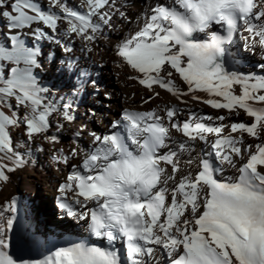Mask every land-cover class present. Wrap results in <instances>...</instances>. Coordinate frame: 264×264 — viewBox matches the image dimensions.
I'll return each mask as SVG.
<instances>
[{
	"label": "snow or ice",
	"instance_id": "snow-or-ice-1",
	"mask_svg": "<svg viewBox=\"0 0 264 264\" xmlns=\"http://www.w3.org/2000/svg\"><path fill=\"white\" fill-rule=\"evenodd\" d=\"M248 3L250 10L239 18L250 34L247 39L253 41L248 46H254L258 37L259 45L264 47V26L250 20L253 10L257 8L256 0H248ZM80 8L86 11L77 10ZM119 15L123 17L124 14L120 12ZM168 15V7L155 8L149 22L118 45V56L140 74L130 78L138 79L139 84L148 90L158 85L179 96V89L172 80L173 73L166 69V65H170L188 85V92L199 90L209 97H220L223 101L208 98L203 101L205 104L236 115L243 110L251 120L230 125L184 122L182 127L172 122L171 128L182 132L191 141L198 139L208 143L209 135H214L215 139L210 144L211 151L202 158L197 174L184 176L170 189L169 181H175V173L179 171L178 152L170 150L167 154L157 155L159 149L166 147L165 140L170 136L169 126L156 109L125 111L127 139L118 132L102 137L93 133L94 140L100 146L83 161L82 169L88 174L73 169L67 182L59 186L57 204L68 217L87 221L91 235L106 238L110 244L123 237L126 241V258H122V254L114 249L80 242L59 247L41 261L14 259L8 251L7 236V232L13 228L14 218L4 216L5 211H16V201L13 200L0 209V264H147L145 258L155 254L153 246L164 250L169 264H264V106H255L264 105V75L225 73L220 59L213 61L201 45L185 44L174 36L166 24ZM0 17L6 19L10 32L31 29V37L37 42L28 46L21 34L17 33L7 37L10 47L0 43V61L14 65L6 78L5 65L0 64V182H6L10 178L8 173L28 162L26 155L18 151L22 146L20 142L14 148L10 128L23 125L26 139L31 143L35 134L48 131L50 117L54 113H62L65 121L74 119L70 105L57 106L48 96L49 89L38 84L33 73L34 68L42 67L38 62L41 54L38 42L48 40L59 44L56 35L61 21L67 24L64 35L71 38L74 34L92 42L102 27L111 26L114 13L110 10L109 0H80L76 8L71 7L68 0H45L43 6L41 0H11L10 4L8 0H0ZM261 17H264V10H260L255 19L258 21ZM235 28L229 30L228 39ZM64 51L71 49L65 45ZM222 56L223 53L220 58ZM183 58H187L186 63ZM233 85L240 86L239 94H235ZM192 99L199 97L193 95ZM13 100L15 109L12 108ZM4 108L12 109L11 114H6L2 110ZM21 109L24 110L22 114ZM178 111L175 107H168V121L171 122ZM205 119L222 122L226 117L221 115L214 118L209 115ZM138 121L156 127L165 134L163 138H158L153 159L159 166L161 162L171 165L172 174H166L165 168L160 166L150 190L143 193L137 191L135 202L121 206L118 199L110 198L112 194L106 191V184L113 170L122 162L121 158L130 157L134 147H145L133 135ZM62 126L58 125V128ZM226 129H230L227 134ZM233 133L240 135L233 136ZM244 134L261 142L248 153L246 162L238 169V177L225 181L217 179L216 173L224 171L223 165L235 168L234 157L243 159L241 145L244 144ZM51 140L55 142L56 138L51 137ZM178 148L181 152L189 150L185 142H179ZM71 155L75 156L77 152L73 150ZM53 159L68 162L62 150ZM69 192L73 193L71 203L66 199ZM169 194L170 203L166 204ZM91 201L96 202L95 210H75V206L84 209ZM181 248L182 253L179 252Z\"/></svg>",
	"mask_w": 264,
	"mask_h": 264
},
{
	"label": "bare ground",
	"instance_id": "bare-ground-1",
	"mask_svg": "<svg viewBox=\"0 0 264 264\" xmlns=\"http://www.w3.org/2000/svg\"><path fill=\"white\" fill-rule=\"evenodd\" d=\"M8 3L10 4L11 0H8ZM41 3L43 6L45 0H41ZM68 3L71 7L76 8L80 0H68ZM109 3L110 10L114 13L111 26L102 27L96 34L94 41L87 42L74 34L71 38L64 35L67 24L65 21H61L56 35V38L60 41L59 44L48 40L38 42L41 50L38 62L42 67L33 69L38 84L49 89L48 96L56 102L57 106L70 105V113L74 116V119L65 121L62 113H54L50 117L48 131L35 134L31 143L26 139L23 125L10 128L14 148L16 143L20 142L22 146L18 148V151L26 155L28 162L25 166L8 173L10 177L8 181L0 182V209L15 200L16 211H5V218L15 219L19 214L21 216L23 212L25 227L29 235L33 236V233H35L39 244L42 246V251H39L37 244H31V241L26 239L25 233L14 225L9 236L7 232L9 239L8 251L18 261L20 259L32 262L44 260L54 253L57 248L70 246L68 242L54 243L52 239L60 238L65 234H70V232H77V230H79L80 234L77 233L76 242H72V244L84 242L92 246L93 239L87 229V221L68 217L65 210L58 207L56 197L60 196L59 186L67 182V177L72 173L73 169L81 170L82 174H88L83 172L82 168L78 169V167L83 165L87 155L100 146L94 140L93 133L102 137L103 135L118 132L127 138L125 127L127 121L124 120L125 111L143 112L156 109L165 124L169 126L170 136L165 140L166 147L159 149L157 155L167 154L170 150L178 152L176 159L179 171L175 173V181H169L168 186L170 189L176 186L184 176L189 174L195 176L197 174L202 158L211 151L210 144L215 139L214 135H209L208 143L198 139L191 141L184 137L182 132L172 129L170 126L172 122L178 123L181 127L184 122L193 124L195 122L207 123L205 118L209 115L214 118L221 115L226 117L222 122L215 119L208 121V123L212 124L223 123L230 125L233 122H249L251 120L243 110H239L240 114L236 115L230 114L228 110L213 109L210 105L205 104L203 101L208 98L223 101L220 97H209L207 93L199 90L188 92V85L183 82L175 70L170 68V65H166V69L171 70L173 73L172 80L179 89V96L172 95L167 90L159 88L158 85H153V89L148 90L145 86L139 84L138 79L130 78L140 74L131 69L126 61L118 56V45L141 30L149 22L155 8L161 6L174 7L175 0H109ZM256 3L257 8L250 16V20L258 26H264V17H261L258 21L255 19L258 12L264 10V0H256ZM77 10L86 11V9L82 8ZM105 10L109 9L106 8ZM120 12L124 14L123 17L119 15ZM93 20L96 21L97 18L94 17ZM6 25V19L0 17V43L10 47V41L7 37L19 33L28 46L37 44L31 37V29L12 30L10 32ZM245 29L246 26L241 21L236 29V33L241 37L236 39L235 33L234 38L225 45L223 53L225 64L220 61L222 69L229 75L232 73L242 76L264 75V47L259 45L258 37L255 38L254 46L249 47L248 45L252 44L253 41L247 39L250 34ZM45 30L48 31L47 29ZM212 30H219V26L214 25ZM49 34L51 35V32ZM205 38L206 34H197L195 37L197 40ZM65 45L71 51L65 52ZM57 54L60 56L58 60L55 59ZM183 59L186 63L187 58ZM228 62L231 64V69H224V66H228ZM0 64L5 65L4 71L7 78L10 75L9 69L14 65L9 64L7 61H0ZM96 64L105 66L107 70L117 77V84L121 89L117 94L120 97L119 99L113 98L110 101H101L102 95L110 99L114 95L96 92L98 90L106 91L101 82L98 84V82L91 79V77L98 76L95 71L91 72V66ZM233 89L235 94H239V85H233ZM155 93H159V95L156 96ZM184 93L188 94L184 95ZM193 95H196L199 99L193 100ZM11 102L12 108L15 109L14 100ZM102 104H105L106 108L101 106ZM255 106L264 105L256 104ZM168 107H175L179 110L171 122L166 117V111L162 113ZM2 110L9 115L12 111V109L8 108ZM23 111L21 109V114ZM118 111L120 112L118 113ZM202 111H207L208 113ZM58 125L63 126L58 128ZM112 129L114 130L111 131ZM228 131L230 129H226L225 134ZM63 133L68 136L61 140ZM78 133L79 135H77ZM232 135L239 136L240 134L233 133ZM51 137L56 138L55 142L51 140ZM262 139H264V133H262ZM179 142H185L189 150L181 152L178 148ZM260 142L261 140L244 134V144L241 145L243 159L234 157L236 167L233 168L225 164L223 165L224 171L216 173V176L226 179L238 177V169L246 162L248 153L254 151L255 145ZM60 150L68 157L67 163L53 159L54 156L60 155ZM73 150L77 152V155H71ZM5 162L10 163L8 161ZM160 166L165 168L166 174H172L171 165L161 162ZM73 188H75V184H73ZM37 194H42V198H38ZM66 199L70 203L73 202V193H67ZM79 199L82 200L83 198L79 197ZM88 209L95 210L96 202H89L84 209H81L80 206H75V210L78 212ZM33 212L43 217L47 212L57 213L58 220L45 217V222L43 221L47 225L45 232L40 226L37 228ZM103 244V241L98 242L96 246L105 248ZM119 244L126 256V241L121 239ZM153 247L156 249L155 254L151 258H145L147 264H157V262L159 264H169V258L164 250L159 246ZM179 252L182 253V248Z\"/></svg>",
	"mask_w": 264,
	"mask_h": 264
},
{
	"label": "clouds",
	"instance_id": "clouds-1",
	"mask_svg": "<svg viewBox=\"0 0 264 264\" xmlns=\"http://www.w3.org/2000/svg\"><path fill=\"white\" fill-rule=\"evenodd\" d=\"M249 10L248 0H175V6L168 8L166 24L176 38L185 44L201 45L209 58L216 61L229 42V30ZM214 25L219 26V30L213 31ZM197 34H206V38L197 40ZM133 135L145 147H134L130 157L121 158L122 162L113 170L111 179L106 184V191L112 194L110 198L118 199L121 206L130 201L135 202L137 191L143 193L153 186L160 167L153 158L158 138H163L165 134L156 127H149L138 121Z\"/></svg>",
	"mask_w": 264,
	"mask_h": 264
},
{
	"label": "rangeland",
	"instance_id": "rangeland-1",
	"mask_svg": "<svg viewBox=\"0 0 264 264\" xmlns=\"http://www.w3.org/2000/svg\"><path fill=\"white\" fill-rule=\"evenodd\" d=\"M241 36L238 34V33H236V39H238V38H240ZM59 54H57V55H55V59L56 60H58L59 59ZM91 72H93V71H95L97 74H98V76H96V77H91V79L92 80H94V81H96V82H98V84H99V82H101V85L104 87V89H106V91H104V90H102V91H100V90H98V91H96V92H101V94L103 93H108V94H113L114 95V97H111V99L110 98H108V97H105V95H102L103 96V98H101V101L102 102H104V101H110V100H113V98L114 99H119L120 97L117 95L118 94V92L119 91H121V89H120V87L118 86V84H117V77L114 75V74H112L109 70H107V68L105 67V66H103V65H100V64H96L95 66H91ZM224 69H231V64L228 62V66L226 65V66H224ZM99 72V73H98ZM100 76V77H99ZM112 81V82H111ZM113 83V84H112ZM118 86V87H117ZM114 90V91H113ZM116 90V91H115ZM89 106V105H88ZM101 106H104L105 108H106V105L105 104H102ZM148 109V108H147ZM121 111V110H120ZM120 111H118V113L120 112ZM166 111V109H164L163 110V112L162 113H164ZM202 112H204V113H208L207 111H202ZM164 122V121H163ZM207 123H208V121H206ZM165 123V122H164ZM114 129H112L111 131H113ZM110 131V132H111ZM67 136L68 135H66L65 133H63V136H61V140L62 139H65V138H67ZM127 139V138H126ZM79 168H82V166L80 167H78V169ZM83 170V169H82ZM84 172V171H83ZM218 176V175H217ZM216 176V177H217ZM218 179H221V180H223V181H225V180H227L226 178H220L219 176L217 177ZM36 196H38V198H42V194H37ZM41 196V197H40ZM58 197L59 196H57L56 197V200H58ZM169 198V199H168ZM167 199H166V204H168V203H170V196L168 197ZM22 215L21 216H17L15 219H14V224H13V228H14V225L20 230V231H22V232H24L25 233V236H26V239L28 240V241H31V244L32 243H35V245L37 246V248H38V250L40 251H42V246L39 244V242H38V237L36 236V234L35 233H33V236H30L29 235V233H28V231H27V229H26V227H25V217H24V213L22 212L21 213ZM33 218H34V220L36 221V225H37V228H39V226L41 227V229H44V231L46 232V224H44V219H45V217L46 218H50V219H55V220H58V218H57V213H51V212H47V213H45L44 214V217L43 216H40L38 213H36V212H33ZM36 215V216H35ZM44 221V222H43ZM40 222V223H39ZM43 222V223H42ZM39 224V225H38ZM76 231V230H75ZM79 230H77V232H70V234L68 233V234H65V235H63L62 237H60V238H54V239H52V241L54 242V243H65V242H68L70 245L72 244V242H76V236H77V233H79L78 232ZM9 233H10V231H8V236H9ZM80 234V233H79ZM81 235H83V234H81ZM74 237V238H73ZM62 241V242H61ZM44 251V250H43ZM125 258H126V256H125Z\"/></svg>",
	"mask_w": 264,
	"mask_h": 264
},
{
	"label": "water",
	"instance_id": "water-1",
	"mask_svg": "<svg viewBox=\"0 0 264 264\" xmlns=\"http://www.w3.org/2000/svg\"><path fill=\"white\" fill-rule=\"evenodd\" d=\"M119 252L122 254V258H125L124 250L120 248Z\"/></svg>",
	"mask_w": 264,
	"mask_h": 264
}]
</instances>
